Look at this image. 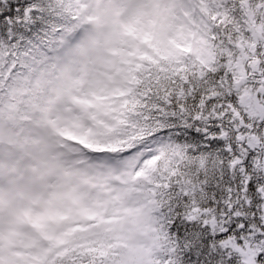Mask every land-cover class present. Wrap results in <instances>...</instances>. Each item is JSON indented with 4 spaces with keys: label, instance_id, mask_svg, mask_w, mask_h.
<instances>
[{
    "label": "snow or ice",
    "instance_id": "snow-or-ice-1",
    "mask_svg": "<svg viewBox=\"0 0 264 264\" xmlns=\"http://www.w3.org/2000/svg\"><path fill=\"white\" fill-rule=\"evenodd\" d=\"M13 111L110 131L68 141L87 195L0 156V264H264V0H0V124ZM25 222L42 260L12 244Z\"/></svg>",
    "mask_w": 264,
    "mask_h": 264
},
{
    "label": "trees",
    "instance_id": "trees-1",
    "mask_svg": "<svg viewBox=\"0 0 264 264\" xmlns=\"http://www.w3.org/2000/svg\"><path fill=\"white\" fill-rule=\"evenodd\" d=\"M54 130V124L49 123L47 117L36 118L30 115H17L13 111V113L7 118V122L0 124V156H14L20 173L27 174L42 162L43 144H45L46 137L54 132ZM107 131L110 130L104 128H91L85 135H79L76 132L68 133L69 135L64 139L65 141H62L61 155L66 158V163L76 177H80V174L76 172L75 162L78 150L75 147L70 146L68 141L84 144L85 147L93 150H101L95 141L97 139H104ZM131 195L132 194L129 193V199L131 198ZM124 206L128 209L125 214L126 220L133 229L130 235L133 239L145 238L146 233L137 229V212L134 205L126 201ZM21 227L23 235L21 237H16L12 242L14 247L21 250V260H42L43 257L39 255L42 249H46L44 253L45 256L54 250L49 247L52 242L47 237L37 235V233L42 232L43 229L29 226L26 222L21 223ZM54 230L55 228L49 229V231ZM131 251L137 258H140L150 255L151 249L138 247Z\"/></svg>",
    "mask_w": 264,
    "mask_h": 264
},
{
    "label": "rangeland",
    "instance_id": "rangeland-1",
    "mask_svg": "<svg viewBox=\"0 0 264 264\" xmlns=\"http://www.w3.org/2000/svg\"><path fill=\"white\" fill-rule=\"evenodd\" d=\"M55 130L49 134L45 139V144L42 151V157L40 164L30 170L27 174L21 173L23 176H36L41 184L42 191L60 193L65 191H80L84 195L92 191H98L91 183L83 180L81 177H76L70 170L69 165L66 163V158L61 154V143L65 141L64 139L69 135L68 133L74 132H64L58 134L57 125L54 124ZM76 182L73 184V182ZM22 227L21 223L17 225L16 237H21ZM14 240H12L13 242Z\"/></svg>",
    "mask_w": 264,
    "mask_h": 264
}]
</instances>
